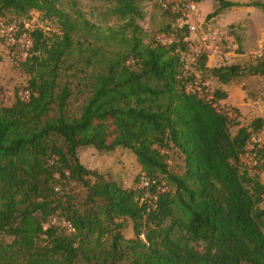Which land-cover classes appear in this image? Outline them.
I'll return each instance as SVG.
<instances>
[{
	"label": "trees",
	"instance_id": "1",
	"mask_svg": "<svg viewBox=\"0 0 264 264\" xmlns=\"http://www.w3.org/2000/svg\"><path fill=\"white\" fill-rule=\"evenodd\" d=\"M107 1L117 24L104 30L73 1L0 0L8 21L38 13L58 28L49 37L30 32L21 64L29 97L0 106V264H264V185L251 174L264 170V146L248 150L264 119L231 135L237 123L215 106L226 94L208 99L186 90L195 80V72L183 73L187 27L168 45L147 44L141 4L152 0ZM214 1L207 17L241 6ZM247 5L264 11V4ZM194 71L225 86L264 76V56L208 69L202 55ZM75 96L82 99L77 113ZM87 147L129 150L169 190L121 187L81 164L78 151ZM172 149L183 157L181 174L168 168ZM248 152L251 168L240 161ZM54 217L74 232L46 227ZM125 220L132 239L121 234Z\"/></svg>",
	"mask_w": 264,
	"mask_h": 264
},
{
	"label": "rangeland",
	"instance_id": "2",
	"mask_svg": "<svg viewBox=\"0 0 264 264\" xmlns=\"http://www.w3.org/2000/svg\"><path fill=\"white\" fill-rule=\"evenodd\" d=\"M75 2L76 7L84 14L86 19L100 29L115 26L117 21L107 14V10L113 5L107 0H62ZM241 4V9H224L216 16L207 17L217 8L214 0H206L198 3V16L196 18L200 31L206 33L209 38L206 42L204 56H206V68L220 66L240 65L247 66L257 54L264 56V11L256 6L247 5L253 2L264 4V0H227ZM143 19L139 22L145 36V43H157L158 37H164L173 41L175 31L180 28V22L176 15L161 9L156 1H145L141 4ZM31 20L34 28L41 29L49 37L58 33L54 22L45 20L38 13H31L27 18ZM190 44L198 45L195 36H190ZM189 51L185 54L187 59ZM24 61L21 52L11 50L0 42V106H10L15 97L27 91L29 76L22 70ZM188 69L191 68L188 66ZM198 79L205 84L208 93L221 90L226 94V99L218 101L217 110L225 113L237 125L230 127V134L234 135L241 126H247L255 118L264 119V76H251L246 74L223 86L209 73L198 74ZM82 99L74 97L71 108L77 113ZM168 168L170 172L181 174L183 172V157L172 149L167 151ZM253 156L248 153L241 157V162L250 168L255 166ZM81 164L94 170L106 178L118 183L123 188L133 189L138 186V178L141 173L135 156L127 149L117 148L112 152H98L92 147L81 148L78 151ZM257 175L264 184V170L251 171ZM165 185V181H163ZM162 183V184H163ZM166 186V185H165ZM167 187V186H166ZM168 188V187H167ZM77 199L85 196V191L80 185L72 187ZM264 207V202L263 205ZM121 234L125 239L134 238L133 226L130 220L123 222Z\"/></svg>",
	"mask_w": 264,
	"mask_h": 264
},
{
	"label": "built area",
	"instance_id": "3",
	"mask_svg": "<svg viewBox=\"0 0 264 264\" xmlns=\"http://www.w3.org/2000/svg\"><path fill=\"white\" fill-rule=\"evenodd\" d=\"M157 5L164 11H169L170 13L176 15L180 22V27L185 25L188 31V37L185 39L189 43V54L185 62V71L188 70V66L191 68L192 72H195V80L189 82L186 85V90H196L200 95L206 96V98L211 99L212 95L208 93L207 89L204 87L205 84L198 79V72L194 71L197 66L198 59L202 56L207 48L206 42L208 41L209 36L200 31L199 26L197 25L196 18L198 16L197 3L192 0H155ZM31 20H11L8 21L5 18L0 17V42L12 50H19L21 55L25 59L32 47V38L30 32L38 29L34 28ZM190 36H195L198 42V45H193V42L190 44ZM172 41L167 40L164 37H158L157 43L161 45H168ZM257 58L262 57L261 54H257ZM24 99L29 97L28 91H25L22 94ZM264 146V130L255 134L251 137L250 143L248 145V150L252 151L255 147L260 149ZM250 153V152H248ZM246 153V154H248ZM251 154V153H250ZM254 159V155L251 154ZM256 164V161H254ZM138 187L141 189H148L151 186L156 185L157 190L160 193L168 191L169 189L164 184H157L155 179L148 177L145 173H141L138 178ZM47 226H57L66 230L68 233H73L74 229L71 224L65 220H58L57 218H51Z\"/></svg>",
	"mask_w": 264,
	"mask_h": 264
},
{
	"label": "crops",
	"instance_id": "4",
	"mask_svg": "<svg viewBox=\"0 0 264 264\" xmlns=\"http://www.w3.org/2000/svg\"><path fill=\"white\" fill-rule=\"evenodd\" d=\"M206 1V0H205ZM202 3V2H201ZM199 3V4H201ZM198 5V4H197ZM234 9H241V7H233ZM224 86V85H223ZM226 86V85H225ZM263 184V181L261 182ZM264 185V184H263Z\"/></svg>",
	"mask_w": 264,
	"mask_h": 264
}]
</instances>
